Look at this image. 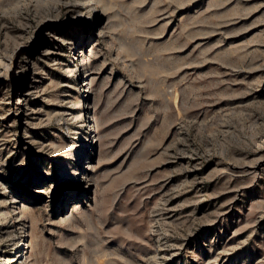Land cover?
I'll list each match as a JSON object with an SVG mask.
<instances>
[{
	"label": "rangeland",
	"instance_id": "obj_1",
	"mask_svg": "<svg viewBox=\"0 0 264 264\" xmlns=\"http://www.w3.org/2000/svg\"><path fill=\"white\" fill-rule=\"evenodd\" d=\"M0 237V264H264V0H0Z\"/></svg>",
	"mask_w": 264,
	"mask_h": 264
},
{
	"label": "bare ground",
	"instance_id": "obj_2",
	"mask_svg": "<svg viewBox=\"0 0 264 264\" xmlns=\"http://www.w3.org/2000/svg\"><path fill=\"white\" fill-rule=\"evenodd\" d=\"M85 3H86V2H85ZM87 62H88V61H87ZM86 64H87V63H86V61H85L84 67H86ZM88 70H89V69H88ZM88 70H87V71H88ZM87 71H86V73H88ZM86 78H87V75H84V78H83L82 81L86 80ZM86 97H87V96H86ZM71 104H72V105H75L76 103H71ZM78 107H79V106H78ZM79 108H80V107H79ZM78 112H79V113H80V112H83V113H84V112H86V110H85V108L83 107L81 110L78 109ZM79 113H78V114H79ZM76 116H77V115H76ZM85 151H86V150H85ZM85 151H84V152H85ZM84 152L81 153V156H82V155L84 156V154H85ZM82 174H86V173L83 172ZM77 175H78V174H77ZM14 203H15V201H14ZM21 205H22V204H20L19 207H20ZM22 207H25V209H23L22 212L28 214V213H27V209H28V208H26V206H22ZM16 209H17V208H16ZM16 214H17V213H16ZM27 217H29V214L27 215ZM30 217H31L32 220H37V219H35V218L33 219V215H31V214H30ZM29 219H30V218H29ZM0 238H1V237H0ZM0 240H1V239H0Z\"/></svg>",
	"mask_w": 264,
	"mask_h": 264
}]
</instances>
